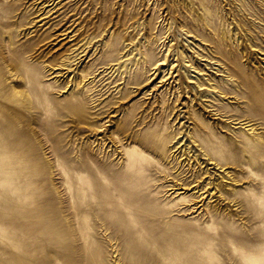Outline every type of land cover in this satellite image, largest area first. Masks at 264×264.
I'll use <instances>...</instances> for the list:
<instances>
[{
  "label": "rangeland",
  "instance_id": "1",
  "mask_svg": "<svg viewBox=\"0 0 264 264\" xmlns=\"http://www.w3.org/2000/svg\"><path fill=\"white\" fill-rule=\"evenodd\" d=\"M0 264H264V0H0Z\"/></svg>",
  "mask_w": 264,
  "mask_h": 264
},
{
  "label": "bare ground",
  "instance_id": "2",
  "mask_svg": "<svg viewBox=\"0 0 264 264\" xmlns=\"http://www.w3.org/2000/svg\"><path fill=\"white\" fill-rule=\"evenodd\" d=\"M88 184H89V183H88ZM88 187H90V185H89ZM90 189H91V187H90Z\"/></svg>",
  "mask_w": 264,
  "mask_h": 264
}]
</instances>
